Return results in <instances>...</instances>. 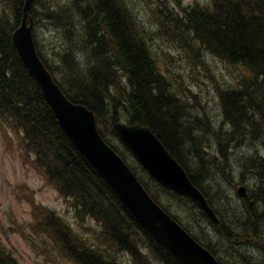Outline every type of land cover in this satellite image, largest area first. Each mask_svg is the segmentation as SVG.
<instances>
[{
  "label": "trees",
  "instance_id": "obj_1",
  "mask_svg": "<svg viewBox=\"0 0 264 264\" xmlns=\"http://www.w3.org/2000/svg\"><path fill=\"white\" fill-rule=\"evenodd\" d=\"M34 1L42 8V16L45 13L50 20L48 30L54 32L57 39L68 42L72 37L74 38V47L62 52L58 59L63 70L55 63L56 71L53 73L57 74V77L60 76L62 80L58 81L55 77L54 79L72 102L83 104L93 111L101 134L105 136L112 123L124 119L128 123L149 126L184 168L192 184L206 198L208 197L215 213L219 211L222 215V218H219L220 223L216 226L212 225V238L228 240L233 246V243L242 244L240 246L251 250L259 249L258 247L264 249V234H260V228L264 226L258 229L254 226L257 224V218H263L264 222V187L259 188L257 185L255 187L256 183L261 185L263 183V155L252 154L247 159H243L242 164L234 160L237 171L242 166L244 169L249 168L246 178H248L247 181H253V185L249 193L250 198L244 202H237L239 207L233 205L230 200L231 205L223 209L226 210L223 211V215L220 209V207L224 208L220 204L222 201L216 198L218 193L211 195L210 191L204 190V182L206 183L208 176L202 172L195 173L196 169L189 167L184 159L188 156V160L193 155L196 156L195 159L192 158L193 160L198 159L200 155H196L195 151L205 140L204 133L208 137L209 131H201L202 126L188 118L190 111L198 114L201 105L196 99L192 104H188L178 95L174 90L175 81L171 83L154 61L157 59L154 56V60L150 58L146 43L138 41L140 38L133 23L129 21L133 18L137 23L131 4L128 5L122 0H94L97 2L95 11H87L92 5V0L87 9L79 5L83 2L82 0L76 5L70 1L69 4L73 7V13H71L69 6L59 8L53 4V10H51L47 9L49 3L46 5L43 4L45 3L43 0ZM52 1L54 2L51 0L50 3ZM84 1L83 3L86 4L87 0ZM254 1L256 2L255 11L252 8ZM0 2L2 3L0 5V119H4L5 116L10 120H7L10 125L18 133H22L26 150L33 152L36 156V166L44 172L48 181L56 186L60 195L69 200L74 208L75 217L80 220L81 218L92 219L99 229L98 232L95 230V249L84 247L86 245L80 243L62 217L43 209L40 213L45 215L50 232L54 233V237L60 238L61 242H66L64 240L66 238L76 242L74 247L72 245L68 247L72 249L71 254H74L78 264H122L114 256L97 250L96 246L100 243L102 245L107 243L111 248L128 253L134 264H180L136 222L62 131L37 84L18 59L10 41V31L19 25L22 18L20 9L22 0H0ZM56 2L58 0H55ZM200 5L182 8L180 21L174 23L184 29L193 30L194 28L195 35L201 40L204 39L202 44H200L201 40L194 41L203 52L206 51L230 65L241 66L246 71L247 75L239 83L238 89L230 88V90L221 91L219 95L224 110V121L231 126L233 133L245 137L247 129L253 130V126H257V132L253 137L258 140L264 133V30L260 29V26L264 25V0H211L209 7ZM241 7L251 14L254 13L239 16L238 8ZM3 9L7 12L4 16ZM75 15L79 17L77 21L74 19ZM31 16L35 23L36 19L33 15ZM2 18L7 20L3 21ZM167 19L172 21L170 17ZM100 20L111 27L110 36L104 34V24ZM56 27L63 30L55 31ZM182 28H176L173 32L175 37L178 33L184 34ZM96 31L102 34H97ZM98 35H100L99 39ZM93 37L99 40V45L102 41L103 48L92 42ZM73 50L76 52L74 53ZM44 55L47 56L45 53ZM48 57L51 58L50 55ZM195 57L198 63H204L201 55L195 53ZM237 95L240 96L239 101L236 100ZM207 129L209 130V127ZM220 132L223 131L210 129L209 135L215 136ZM219 140L221 141V137ZM106 142L128 164L151 198L163 209L170 212L171 209L173 210V205L179 207L172 200L178 201V204L180 202L187 205L183 209L189 208L194 211L191 221L195 218L194 213L198 218L203 219L195 218L198 227L201 223H208L207 218L200 211L194 210L195 207L186 199L179 198L153 180L134 162L126 149L116 146V144L120 145L117 141ZM259 144L262 145L259 150L263 151L264 140ZM120 147L123 146L120 145ZM261 155L262 158H260ZM221 170L223 171L221 177H226L229 172ZM229 171L231 172L230 169ZM251 171L254 175L250 174ZM240 174L241 178L245 179L242 173ZM214 192L216 193L215 190ZM175 211L173 219L181 224L199 244L215 254L218 251L217 247L205 243L196 234L192 226V224L195 226L194 221L191 223L188 217L186 222L184 217L180 218L176 215L177 209ZM225 218L229 220L226 221ZM232 219H235V222ZM134 234H138L142 239L140 244L141 246L143 244L142 249L131 240V238L134 240ZM144 252L146 255H141ZM245 255L250 254L243 253L237 257L240 260ZM220 257L221 264H233L229 260L230 257L237 259L236 254H231L228 250ZM222 261L225 262L222 263ZM0 264L18 263L0 246Z\"/></svg>",
  "mask_w": 264,
  "mask_h": 264
},
{
  "label": "rangeland",
  "instance_id": "obj_2",
  "mask_svg": "<svg viewBox=\"0 0 264 264\" xmlns=\"http://www.w3.org/2000/svg\"><path fill=\"white\" fill-rule=\"evenodd\" d=\"M50 1L43 0V2H45L43 4L47 5L49 3L47 9L51 10H53V4H56L60 8L68 6L67 3L69 2V0H64V2L58 0V2L55 3L54 0V2L52 1V3H50ZM122 2L128 5L130 3L136 16H139V23L142 27H145L147 32L146 41L149 44L151 53L157 57V64L160 71L170 79L171 83L175 81L173 83L175 86L174 90L177 91L178 95L187 101L188 104H192L194 99H196L201 105L199 113L197 114L190 111L188 118H191V120H195V123L200 124L202 126L201 131H209L207 132L208 137L205 136V133L203 135L206 139L205 145L213 146L215 144L217 139L213 140L210 138L209 133L210 129H216V131L224 132V134L221 135V141L228 146L230 145L229 147L232 150L233 148L234 151L236 150V155L230 154L229 156L230 160L232 159V162L230 160L228 162L211 160L212 162L206 163L208 164L207 166H204V163L199 165L198 161L193 160L192 158H189L188 160L186 156L184 158L187 163H190L194 169H196L195 173L202 172L208 176L206 182L210 186V192L211 188L215 191L221 188L222 192L227 193L226 188L221 186L240 183V173L244 174L246 177L247 173H249V168L244 169V166L237 171L234 160L243 163V159H247L252 154H262V151L259 150V147L262 145L259 143L264 140V133L260 135V138L257 140L253 137L254 133L257 132V126H253V130L247 129V137L237 136L233 133L231 126L224 121L223 118L224 110L219 94L221 91L230 90V88H233L234 90L238 89L239 83L247 75L246 71L241 66H232L228 63H224V61L216 59L206 51L203 52L197 43H193L190 40L192 38L178 35L177 38L173 34L176 28H182L174 23L180 21L182 8L193 7L196 5L199 6L200 4L205 6L208 4L209 6L211 0H122ZM0 5H2L1 2ZM37 9L40 11L39 6H37ZM6 13V10L3 9V16ZM5 17L8 19V15ZM43 17L44 16H41V18ZM168 17L172 18V21L168 20ZM6 18H2V20L6 21ZM78 18L79 17L75 15L74 19L76 21ZM24 21L28 22V18ZM42 21L44 22V19H42ZM145 21L147 24H145ZM155 21H158V24ZM58 30L62 31L63 28L56 27L55 31ZM40 33L39 39L41 49H44L43 52L48 55L49 52L55 51V59H49V64L53 67H56V64L60 66L58 58L61 53H64L69 47H74V38L68 41L69 43L62 41V39H57L54 32L52 33L47 28L44 32ZM183 39L185 41H183ZM203 40L204 39L200 41V44H202ZM194 49L196 51L198 50L201 57L204 58L203 65L198 64ZM97 65L98 62L96 63V66ZM60 68L62 67L60 66ZM168 70H170V72ZM235 97H237L236 100H240L239 95ZM219 116L221 118H219ZM206 126L209 127V130ZM223 132H220V134ZM21 141L22 140H20L17 135V131L5 120H0V244L19 262L18 264H78L76 263L78 261L75 260L74 254H71L72 249L68 247V245L74 247L76 242L71 238H66L64 239L66 242H61L60 238L54 237V233H51L49 230L48 221H45L43 215H38V213L45 208L62 217L77 236L80 243L86 245L84 247L88 246L89 248L95 249V232H98L99 229L94 220L89 218H81L80 220L75 217L76 215L71 203L64 198L62 199L55 189L46 182L43 175L34 168L32 157L24 153ZM237 142H242L241 147L239 146L238 148H235ZM256 145L257 147L253 149L252 147H255ZM231 149L230 151H232ZM240 158H242V160H239ZM260 158H262V155ZM198 159L199 161L202 160L201 158ZM246 163H244V165ZM215 165L216 167L214 168ZM218 168L224 169V172H229L228 175L226 177H221V170ZM252 171L250 174L254 175L255 171ZM238 175H240V178ZM262 181V185L256 183L255 187L256 185L259 188L261 186L264 187V179ZM242 182L249 186V189L252 188L253 181H250L251 183L248 184L249 181L242 178ZM217 196L220 197L221 195ZM232 196L235 198L234 194H230L231 201L234 200ZM174 203H176V201H174ZM229 203L230 202L226 200L225 205ZM176 205L181 208L187 206L180 203H177ZM225 205L223 206L224 209ZM179 207L173 205V210L171 209V211L176 213L175 209H177V212L182 214L184 217L183 219L186 222H188L187 218L189 217L188 220L193 223L191 221L193 211L191 210L190 212L185 209L179 210ZM222 210L223 208H221V211ZM222 213L224 214L223 211ZM194 216L195 218H198L195 213ZM195 218H193V221L195 226L198 227V222H196ZM198 219L202 220V218ZM225 220L227 221L229 219L225 218ZM232 220L235 222V219ZM256 221L257 224L254 225L256 229L264 226L263 218H257ZM192 226L195 227L193 224ZM206 227L208 232L211 233L213 231L210 227L208 229L207 225ZM194 230L197 229L194 228ZM260 234H264V227L260 228ZM133 238L134 240L132 238L131 240L136 243V245L142 243V239H140L138 234H134ZM233 244L234 246L232 245L231 250L228 249L231 254H236V260L231 257L229 258L233 264H264L263 248H254L252 251L248 247L242 246L241 248H238L235 243ZM142 246H139L140 249H142ZM218 247L217 250L221 256L226 253L228 248L225 240H220L218 242ZM96 249H99L105 254L114 256L116 260L122 264H134L128 253L121 252L113 247L111 248L107 243L104 245L101 243L98 244ZM78 250L80 251L81 248L79 247ZM243 253H248L250 255H245L239 260L237 255ZM141 255H146V253H141ZM223 262L225 261H222V263Z\"/></svg>",
  "mask_w": 264,
  "mask_h": 264
},
{
  "label": "water",
  "instance_id": "obj_3",
  "mask_svg": "<svg viewBox=\"0 0 264 264\" xmlns=\"http://www.w3.org/2000/svg\"><path fill=\"white\" fill-rule=\"evenodd\" d=\"M21 36L29 35L20 32L16 38ZM22 61L41 86L43 95L60 124L64 122L70 125L69 137L75 148L139 224L182 264H218L209 251L200 246L151 199L123 160L100 139L93 113L85 108L74 107L65 99L52 76L43 70L33 49L22 57ZM53 99L58 100V103L54 104ZM112 134L152 178L174 193L186 196L205 213L207 219L218 222L204 196L193 186L183 168L149 128L116 124Z\"/></svg>",
  "mask_w": 264,
  "mask_h": 264
},
{
  "label": "bare ground",
  "instance_id": "obj_4",
  "mask_svg": "<svg viewBox=\"0 0 264 264\" xmlns=\"http://www.w3.org/2000/svg\"><path fill=\"white\" fill-rule=\"evenodd\" d=\"M60 1H62V2H64V0H60ZM67 1V0H66ZM71 1V3L73 4V5H76V4H78L79 2H80V0H69V2ZM83 2H85L84 0H82ZM69 2L67 3V5L69 6V11H71V13H73V7L69 4ZM83 2H81V4H79V5H81V7L84 9V8H88L89 7V3H90V0H87V3L86 4H84ZM22 5H21V13H22V18H21V21L19 22V25H17V27L14 29V30H11L10 31V41H11V44H12V46H13V48H14V50H15V52H16V54H17V56H18V59L20 60V62L22 63V65H23V67L26 69V71L28 72V74H29V76L34 80V82L37 84V86H38V88L40 89V92H41V95H42V97L44 98V100H45V102H46V104L49 106V108H50V110L52 111V113H53V115L55 116V118H56V120H57V122H58V124H59V126H60V128L62 129V131L65 133V135L67 136V138L69 139V141L71 142V140H70V137H69V132H70V125L69 124H67V123H64V122H62V125L60 124V122H59V120H58V118L56 117V115H55V112H54V110L52 109V107L49 105V103L46 101V99H45V97H44V95H43V92H42V90H41V86L39 85V83H37L36 82V80H35V78L30 74V72H29V69L24 65V63H23V61H22V57H24L25 56V54L26 53H28V51H30V49H33V51H34V53H35V55H36V58H37V60H38V62L40 63V65L44 68L43 70L46 72V73H49L51 76H53V77H55V79L56 80H58V81H61L62 79L60 78V76L59 77H57V74H55V73H53V71H56V67H53L51 64H49V59H55L54 58V56H55V51L54 52H52V53H49V55H50V57L51 58H49L48 56L49 55H47V56H45L44 55V52H43V50L41 49V43H40V39H39V34H41L40 32H44V30H46V28L48 29V27H49V19H47V17H46V14L44 13V17L43 18H41V16H42V10H41V8H40V11L37 9V6H38V4H37V2L36 1H34V0H22ZM95 3H97V2H95L94 0H92V5H91V7L89 8V9H87V11H95ZM98 4H99V1H98ZM225 5V4H224ZM205 6V5H204ZM210 6V5H209ZM208 6V4H207V6L206 7H209ZM19 8V7H18ZM252 8H253V11H255L256 10V2L254 1L253 3H252ZM232 9V8H231ZM239 9V13H238V15L239 16H242V15H252L251 13H249L246 9H244L243 7H241V8H238ZM158 11V10H157ZM156 11V12H157ZM227 11H230V10H227ZM232 11V10H231ZM62 12V11H61ZM64 12H66V11H64ZM96 14V13H95ZM138 14H139V12H138ZM150 14V13H149ZM153 14V13H152ZM31 15H33V17L36 19L35 20V23H36V25H35V23H34V19L32 18V16ZM233 15V14H232ZM235 15V14H234ZM90 16V15H89ZM135 16H136V14H135ZM161 16H163V15H161ZM238 16V17H239ZM51 17V16H50ZM139 16L137 15L136 17H135V19H137V23L135 22V20L133 19V18H130L129 19V21L131 22V24L133 23V27H134V29H135V31H136V33L138 34V37L140 38V39H138V41L139 42H145L146 43V46L148 47V51H149V54H150V58L152 59V60H154V55L151 53V49L149 48V44L147 43V41H146V34H147V32H146V29H145V27H142V25L139 23L140 22V18H138ZM150 17H151V15H150ZM160 17V16H159ZM232 17H234V16H232ZM28 18V22L27 21H24V20H26ZM42 19H44V22L42 21ZM53 19V18H52ZM83 19V18H82ZM96 19V18H95ZM150 19V18H149ZM261 19V18H260ZM61 20V19H60ZM128 21V19H125V21ZM143 20V19H142ZM145 20V19H144ZM54 21V20H53ZM149 21V20H148ZM153 21V20H152ZM159 21V20H158ZM158 21H155L156 23L158 22ZM99 22V21H98ZM100 22H102L103 24H104V34L105 35H107V36H110L111 34H112V30H111V27L109 26V24H107V23H104L102 20H100ZM142 22V21H141ZM144 23V22H143ZM149 23V22H148ZM153 23V22H152ZM57 24V23H56ZM145 24H147L146 23V21H145ZM150 24H151V22H150ZM158 24V23H157ZM200 25H201V23H199ZM59 25V24H58ZM149 25V24H148ZM200 25H199V27H200ZM202 26V25H201ZM260 26V25H259ZM44 27H45V29H44ZM126 27V26H125ZM156 27V26H155ZM97 28H98V26H97ZM149 28V27H148ZM148 28H147V30H148ZM128 29V28H127ZM183 29V32H184V34H182V33H178V36H187V38L188 37H190V38H192V39H190L193 43H194V41H197V40H201V38L200 37H198L197 35H195V33H196V31H195V29L193 28V30H191V29H184V27L182 28ZM260 29H262V30H264V25H262V26H260ZM20 32H24V33H27L29 36H27V37H25V36H21V37H17L16 38V36L20 33ZM97 32V31H96ZM56 33V32H55ZM80 33V32H79ZM94 33V32H93ZM100 33V32H99ZM98 32H97V34H99ZM76 34V33H75ZM102 33H100V35H101ZM58 35V34H57ZM69 35V34H68ZM100 35H98V39L100 38ZM41 36V35H40ZM56 36V35H55ZM78 36H80V35H78ZM82 37V36H81ZM177 37V36H176ZM16 38V39H15ZM73 38V37H72ZM178 38V37H177ZM77 39V38H76ZM180 39V38H179ZM185 39V38H184ZM183 39V41H185ZM112 40V39H111ZM141 40V41H140ZM78 41H79V39H78ZM180 41V40H179ZM75 42V41H74ZM87 42V41H86ZM95 45H97L98 47L100 46L101 48H103V46H102V41H100L101 43H100V45H99V40H97V39H95V37H93V41H92ZM138 42V43H139ZM69 43V42H68ZM188 44V43H187ZM191 44V43H190ZM141 45V44H140ZM189 45V44H188ZM192 45V44H191ZM195 45V44H194ZM86 46V45H85ZM91 46H92V44H91ZM190 46V45H189ZM40 47V48H39ZM75 47H77V46H75ZM140 47V46H139ZM191 47V46H190ZM194 47V46H193ZM70 48V47H69ZM85 48V47H84ZM100 48V50L101 51H103V49H101ZM192 48V47H191ZM190 48V49H191ZM12 49V48H11ZM180 49V48H179ZM182 49V48H181ZM74 51V53L76 52V50H73ZM82 51V50H81ZM105 52V51H104ZM159 52V51H158ZM194 53H196V54H198V55H200V53H199V51L197 50H195L194 49ZM154 56V57H153ZM261 57H262V55H261ZM156 59H157V57H155ZM216 59H219L220 61H224V60H222V59H220V58H217V57H215ZM59 59V58H58ZM166 59V58H165ZM260 59V58H259ZM122 61V60H121ZM156 63H157V61H158V59L157 60H154ZM167 61V60H166ZM261 62V61H260ZM52 63V62H51ZM58 63V62H57ZM224 63H226V62H224ZM164 64H165V62H164ZM199 65H203V64H200V63H198ZM229 64V63H228ZM60 65V64H59ZM49 66H52V67H49ZM163 66V65H162ZM168 66V65H167ZM232 66H234V65H232ZM61 69V68H60ZM166 70V69H165ZM169 72H170V70H168ZM117 75V74H116ZM118 76V75H117ZM55 80V81H56ZM116 80V79H115ZM41 85H43L42 83H41ZM56 85H57V87L60 89V91L62 92V94H63V96L65 97V99L69 102V103H71L72 105H74V107H81V108H85V109H87L88 111H90V112H93L92 110H90L89 108H87L86 106H84L83 104H79V103H74V102H72L66 95H65V93L63 92V90H62V88L59 86V84H58V82L56 81ZM116 85V84H115ZM111 86V85H110ZM43 88V87H42ZM114 88V87H113ZM197 88V87H196ZM116 91L118 90V89H115ZM198 91V90H197ZM200 91V90H199ZM117 93V92H116ZM119 93V92H118ZM198 93H200V92H198ZM51 96V95H50ZM53 98V97H52ZM53 102H54V104H56V103H58V100H56V99H53ZM38 107V106H37ZM121 110H119V112H120ZM124 113V112H123ZM122 113V114H123ZM4 119H0V120H5L8 124H10L7 120H9L8 118H6L5 116L3 117ZM10 121V120H9ZM256 122V121H255ZM116 124H121V125H124V126H132V125H138V126H141V127H147V128H149L150 130H151V128L149 127V126H146V125H140V124H133V123H128L125 119L124 120H121V121H117V122H114V123H112L111 125H110V127H109V130H108V132L106 133V135L105 136H103L102 134H101V132H100V130H97V132H98V135H99V137H100V139L103 141V142H105L106 144H108L106 141H111V140H115V141H117L116 140V137H115V135H113L112 134V130H113V127H114V125H116ZM195 131H197V129H194ZM251 130V129H250ZM151 132L153 133V131L151 130ZM192 132H194V131H192ZM154 134V133H153ZM194 134V133H193ZM224 134V132L222 133V134H220V133H218L217 135H215V136H210V138H212L213 140H216L217 139V141L215 142V144L212 146H209V145H205V140H203L202 141V145H201V147L200 146H198V148L196 149V151H195V154L196 155H200V157L199 158H201L202 160H200L199 161V159H196L197 161H198V164L199 165H202L203 163H204V165L206 164V163H209L211 160H219V161H225V162H228L229 160H230V154L231 155H236V150L234 151V148H233V150L228 146V145H226V143H224V142H222V141H220L219 140V138L221 137V135H223ZM17 135H18V137H19V139L20 140H22V133L21 132H17ZM155 135V134H154ZM246 135V134H245ZM253 135V134H252ZM252 135H250V136H252ZM237 136H240V135H237ZM246 137H247V135H246ZM225 139H227V138H225ZM229 140V139H228ZM245 141H247V140H245ZM250 141H253V140H250ZM22 143H23V140L21 141ZM113 142V141H112ZM211 142V141H210ZM233 142V141H232ZM72 143V142H71ZM24 144V143H23ZM73 144V143H72ZM233 144V143H232ZM109 145V144H108ZM241 145H242V142H237V144H236V146H235V148H238L239 146L241 147ZM244 145V144H243ZM110 146V145H109ZM116 146L118 147V148H120V149H125L124 147H120V145H118V144H116ZM122 146V145H121ZM216 146H217V148H216ZM251 146H253V145H251ZM251 146H249V147H251ZM257 146V145H256ZM255 146V147H256ZM255 147H252L253 149H255ZM244 148H245V146H244ZM193 149V148H192ZM230 149L232 150V151H230ZM76 150L81 154V152L76 148ZM243 151V150H242ZM245 152V151H244ZM170 153V152H169ZM247 153V152H246ZM192 154V153H191ZM202 154L204 155L203 157H207V158H203L202 157ZM262 155H263V157H264V150L262 151ZM188 157V156H187ZM132 158V157H131ZM191 158H193V159H195L196 158V156L195 155H193V157H191ZM238 159V158H237ZM45 161V160H44ZM231 161V160H230ZM190 162H191V160H190ZM133 163V162H132ZM192 163V162H191ZM187 165L189 166V167H191V168H194L190 163H187ZM216 166H214V168H215ZM184 169V168H183ZM219 169V168H218ZM219 170H221V169H219ZM185 171V170H184ZM222 171V170H221ZM222 173H223V171L221 172V174L220 175H222ZM244 177H245V179L247 180L248 178H246V176L244 175V174H242ZM240 175H238V177H239ZM215 177V176H214ZM149 178V177H148ZM236 178V177H235ZM240 178V177H239ZM209 179V178H208ZM218 180V179H217ZM144 181H146V180H144ZM150 181V180H149ZM239 181H241L240 183H235L234 185H224V186H221V187H223V188H226V190H227V193H225V192H222V190H221V188H219V190H216V193L214 192V189L213 188H211V195L212 194H219V195H221L220 197H218V196H216V198L218 199V200H220V201H222L223 203H221L220 202V204H222V206H224L225 205V203H226V200L229 202L230 201V194H234L235 195V198H234V200L232 201V204L233 205H235L236 207H239V205L237 204V202H240V201H242V202H244V201H246V200H248L249 198H250V196H249V193H250V189H249V186H247L245 183H243L242 182V178L241 179H239ZM148 182V181H147ZM146 182V183H147ZM215 182V181H214ZM217 182V181H216ZM237 182V181H236ZM150 183V182H149ZM211 183V182H210ZM213 183V182H212ZM251 182H250V180H249V183L248 184H250ZM151 184V183H150ZM149 184V185H150ZM151 186V185H150ZM156 187H158V186H156ZM220 187V186H219ZM153 188V187H152ZM204 190H208V191H210V186L208 185V183L206 182H204ZM232 190V191H231ZM176 196H178L179 198H183V199H186L187 201H188V203H191V205H193L195 208H194V210H196V211H200L203 215H204V217L205 218H208L206 215H205V213L203 212V211H201L189 198H187L186 196H183V195H180V194H177V193H174ZM217 194V195H218ZM205 197V196H204ZM208 198V197H207ZM206 197H205V199H206V201L208 202V204H209V206H210V208L212 209V211H213V213H214V218H217V220H218V222H216V223H214V222H212V221H210L209 219H207V221H208V223H210V224H208V223H202L201 224V226L200 227H194V228H196L197 230H194V231H196L197 233L196 234H198L199 236H200V238L203 240V241H205V243H209L210 245H214V246H216L217 248H219L218 247V242L220 241V240H216V239H214V238H212V234L210 233V232H208V230H207V227H206V225L208 226V229H209V227L210 228H212V225H218L219 223H220V219L219 218H222V215H220V212L216 209V211H218V212H216L215 213V209L214 208H212V206L210 205V203H209V201H208V199H207ZM215 198V197H214ZM172 199H170V201H171ZM210 200V199H209ZM172 202L174 203V201L172 200ZM218 202V201H217ZM176 203H178V201H176ZM180 203V202H179ZM219 203V202H218ZM254 203H257V202H254ZM217 205V204H216ZM227 205H229V207H230V203L229 204H226L225 205V207H228ZM214 207V206H213ZM259 207V206H258ZM175 208V207H174ZM234 208V207H233ZM180 210H182L183 208H179ZM193 209V208H192ZM220 209H221V207H220ZM224 209V208H223ZM258 209V211H259V208H257ZM186 211L187 210H189L190 212H191V209H185ZM231 210V209H230ZM164 211L166 212V214L170 217V218H174V216L173 215H175V213H173L172 211H170V212H168L167 210H165L164 209ZM222 211H226V210H222ZM181 212V211H180ZM185 212V211H184ZM183 212V213H184ZM194 212V211H193ZM234 212H235V210H234ZM197 213V212H196ZM225 214H226V212H225ZM238 214V213H237ZM177 216H179L180 218H183V216H182V214H180L179 212H178V214H176ZM198 215V214H197ZM224 215V214H223ZM236 215V214H235ZM246 218V217H245ZM203 220V219H202ZM231 220V219H230ZM193 221V220H192ZM231 224V223H230ZM181 225V224H180ZM240 225V224H239ZM236 226H238V225H236ZM238 228V227H237ZM207 230V231H206ZM192 231H193V229H192ZM215 232V231H214ZM194 233V232H193ZM216 236H217V234H216ZM219 236V235H218ZM223 238V237H222ZM217 239H219V238H217ZM225 239V238H224ZM201 240V241H202ZM223 240V239H222ZM225 242L227 243V250L229 249V250H231V248H232V245H231V243L230 242H228V240H225ZM198 243V242H197ZM159 244V243H158ZM199 244V243H198ZM160 246H162L161 244H159ZM201 245V244H200ZM240 245H242V244H240ZM239 244H236V246L238 247V248H241L242 246H240ZM202 246V245H201ZM163 247V246H162ZM203 247V246H202ZM205 247V246H204ZM203 247V248H204ZM220 247H222V246H220ZM215 248V247H214ZM237 248V249H238ZM206 249V248H205ZM207 251H209V250H207ZM235 251V250H234ZM210 252V251H209ZM211 253V252H210ZM148 254V253H147ZM171 254V253H170ZM172 255V254H171ZM211 255L215 258V260L218 262V264H221V261H220V259H221V255H219V253H218V251H216L215 252V254L213 253H211ZM173 256V255H172ZM174 257V256H173ZM174 258H176V257H174ZM176 260H178L177 258H176ZM179 261V260H178ZM180 262V261H179ZM180 264H182L181 262H180Z\"/></svg>",
  "mask_w": 264,
  "mask_h": 264
}]
</instances>
